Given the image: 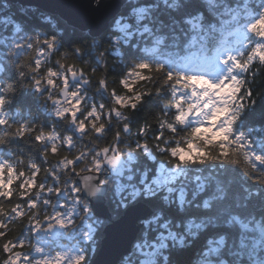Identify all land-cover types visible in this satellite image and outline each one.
Instances as JSON below:
<instances>
[{
	"label": "snow or ice",
	"instance_id": "1",
	"mask_svg": "<svg viewBox=\"0 0 264 264\" xmlns=\"http://www.w3.org/2000/svg\"><path fill=\"white\" fill-rule=\"evenodd\" d=\"M0 2L5 9L10 7L7 0ZM212 4L219 7L215 5V0H212ZM192 7L196 8L198 5L193 4ZM134 14L139 21L149 14V9L137 6ZM220 15L231 18L221 19L218 25L211 26L210 31L203 27L201 23L203 17L192 16L187 21L191 25L192 35L182 44L166 45L163 38L153 37L144 46V57L136 63L133 71L120 78V86L126 95H122L115 88L109 89L106 79H99L98 85H103V90L115 103L116 110L113 113L111 104L108 105L109 110L106 113L103 111L105 107L103 103L89 105L88 115L92 121V130L96 133L95 137L87 135L88 121L81 118L83 113L80 109L84 100L80 97L83 94L72 91L73 80L77 77L82 87L90 83L85 71L75 64L67 65L60 60L56 61L58 68L48 67L41 59L49 50L57 51L55 37L42 41L37 37L33 43L32 37L20 36L23 30L16 24L9 30L6 39H0V46L7 43L17 50L34 49L35 44L43 45L36 49L35 58L31 56L27 58L30 64L29 71L34 78H31V82L26 84V87L40 91V85L46 84L47 88L44 91H47L49 88L54 89L56 84L60 83L63 88L71 92V104L58 112L57 117L69 119L75 131L81 133L82 137L87 136L97 148L96 151L86 154L88 149L81 147L75 155L63 156L59 159L57 167L46 169L45 174L46 177H51V184L39 181L38 174L41 169L34 162H30L31 171L26 174L25 171L11 167L9 161L0 159V173L4 174L5 171L7 174L11 173V178L6 181L4 175H0V180L3 181L0 183V198L13 195L9 185L16 180H20L19 196L27 197L25 204H16L7 214L0 205V238L5 237L12 221L26 217L30 225L28 232L35 233L36 240V243H32V237L23 234L16 239H8L0 245L3 252L8 254L4 264H69V262L82 264L85 257L75 254L76 249L73 244L68 243V239L77 229V220L80 216L84 212L93 210L89 201L84 198L85 193L88 196L98 194L99 177L103 175L105 168H110L112 174L119 180L118 191L131 189L124 201L127 204L124 218L115 226L113 236L115 245L123 242L138 219L145 218L149 228L158 227L160 238L156 240V244L163 246L166 240L176 238L175 222L179 220L180 232L189 235L190 238L197 237L193 240L194 244H199L210 235L213 236L209 241L208 252L218 258L217 264H264V191L258 194L249 192L245 197L247 204L237 213L200 211L201 208H209L211 201L225 198L227 178L235 175L233 168L239 167L241 153L251 167L264 168V145L257 148L244 132H237V125L242 120L264 123V103L258 104L257 100L252 99L255 91L251 87L244 88V84L247 83L246 76L242 79L236 74L237 70H240L247 75L255 64L256 56L264 60V51H261L264 45L253 48L251 55L246 52L237 54V46L246 39L245 34L241 32V10L225 7ZM2 22L14 24L10 16H4ZM260 23L264 24V20ZM244 27L246 29L249 25ZM250 27L255 30L256 25L252 24ZM130 28L131 25L124 24L120 30L125 35H131ZM143 33L151 35V29L145 25ZM261 35L264 36V33ZM242 55L248 56V62L240 59ZM150 60L154 62H149ZM62 63L64 71L61 75ZM0 71L4 69L0 67ZM95 71L92 69L93 74ZM150 73H164L163 80L159 81V89L153 86L152 91L146 88L142 92H137L140 84L157 79ZM39 74H45L48 78L41 79ZM18 75L21 79L25 78L23 70ZM165 89H170L167 95L171 99L164 108L171 113L175 121V123L162 122L166 123L167 130L176 132L179 125L195 124L192 135L199 132L201 127H205L209 132L216 130L218 133H226L217 144L219 151L216 154L205 153L204 156L188 158L186 153L181 155L183 149L161 147L164 143V136L161 135L155 147L161 152H170L171 156L179 159L180 162L169 165L160 160L153 163L151 161H155L156 157L146 140L137 139L134 150L128 143V138L124 135L131 129L127 117L124 118L119 130L114 133L111 143H98L101 137L107 136L108 128L105 124H97V120H111L121 116V108L126 111L136 110L145 97L155 95L157 91L165 93ZM225 90L230 92L228 97L230 108L214 98ZM244 96L255 110L252 112L245 110V114L241 116L239 110L243 107ZM261 101H264V98ZM6 105L7 98L0 93V117L5 115ZM4 124L6 120L0 119V125ZM137 135L142 136L143 133L137 129ZM34 139L44 145L45 160L48 159L49 153L58 156L61 146H67L68 150L74 147L73 136L54 137L51 131L37 135ZM55 139L61 140L59 147L56 146ZM49 141L53 142L49 143ZM141 153L143 158L138 159ZM208 160L215 162L217 166L225 165V168L219 175L205 174L206 170L200 169L208 163ZM188 165L192 167H187ZM137 170L140 171V176L134 175ZM233 191H239L238 184L233 186ZM130 200H135V203H129ZM144 205L162 209L163 216L149 212ZM45 208L50 211H43ZM94 208L97 215H107V210L99 198ZM179 209H184V212L180 213ZM6 215L10 217L7 221L4 218ZM93 230V226L89 224L88 231L81 230L80 236L87 238ZM229 244L232 246L231 252L228 250ZM25 248L28 250L24 251ZM228 255L234 256L235 259H225ZM173 258L176 264H186L184 253H174Z\"/></svg>",
	"mask_w": 264,
	"mask_h": 264
},
{
	"label": "clouds",
	"instance_id": "2",
	"mask_svg": "<svg viewBox=\"0 0 264 264\" xmlns=\"http://www.w3.org/2000/svg\"><path fill=\"white\" fill-rule=\"evenodd\" d=\"M7 3L10 7L5 9L3 3L0 2V39H6L8 36L6 33H9V30L13 29L16 24L23 30L21 32L23 35L21 36L20 33V36L32 37L33 43H35V38L37 37L40 39L41 37H44L43 39L55 37L57 51L61 48L65 49L62 59H80L87 65L89 60L84 58L94 57L100 65L110 64L119 68L120 77L113 80L117 87L120 86V78L132 72L136 63L144 57L143 48L153 37L163 38L166 45L186 42L192 35L191 25L187 23L192 16L203 17L204 19L201 23L205 30L210 31L211 26L218 25L221 19L231 18L221 17L220 13L223 12L225 7L234 10L240 9L241 32L245 34L246 39L237 46V54L246 52L251 55L253 48L258 45H264V36L261 35L264 33V24L260 23L261 20H264V0H215V5L219 7L214 6L212 0H7ZM193 4L198 5V7L193 8ZM137 6H144L149 9V14L139 21L134 14V9ZM4 16L12 17L14 24L3 23L2 18ZM124 24L131 25L129 29L131 35H125V33L121 32L120 28ZM252 24L256 25L255 30L250 27ZM145 25L151 29V35L143 33ZM244 25H249V27L245 29ZM29 32L35 33V37L29 36ZM25 43H27V40H25ZM65 46L67 47L65 48ZM39 48L40 44H35L34 49L21 50H17L7 43L0 46V67L4 69V71H0V74H3L0 76V85H3V87H0V93L5 97L15 93L16 87L24 90L28 89L24 79L20 77L16 81V86L13 83H8V80L15 75L13 69L19 73L22 65L24 69H27V72L24 71L25 76L28 75L30 78H34L29 71L30 64H28L27 58L29 56L35 58L36 55L33 56L32 52L36 53V49ZM261 51H264V48H261ZM52 52V50H49L41 59L44 62L48 61ZM117 58L120 61L119 64L116 63ZM240 59L248 62V56L242 55ZM149 62L154 61L150 60ZM63 63L60 67L61 75L64 71ZM253 73H255V79H253ZM236 74L242 79L246 76L247 83L244 84V88L251 87L257 93L252 99L257 100V97L264 98V96H261V93H264V60H260L259 56H256L255 64L247 75L240 70H237ZM39 75L41 79L46 80L48 78L45 74ZM150 75L157 77V79L140 84L137 87V92H142L146 88L152 91L153 86L159 89V81L163 80L164 73H150ZM97 79L103 78L97 77ZM78 80L79 77L73 80L74 87L72 91L83 94L80 97L81 100H84V104L80 109L83 113L81 118L88 121L87 135L95 137L96 133L92 130V121L88 115L89 105L93 104V97L89 94L91 84L88 83L82 87ZM45 88H47L46 84L40 85V91L31 88L32 93L30 95L33 98V104L25 106L28 110L20 119L17 118L18 114H10L4 108L5 115L0 117V119H5L6 124L0 125L4 126L0 128V146H3L0 147V152L7 147L8 152L6 154L12 155V149L9 145L16 138L35 137L49 132L36 123L32 108L37 111L43 110L50 117L58 118L57 113L63 111L71 104V92L63 88L60 83H57L54 89L49 88L44 91ZM168 91L170 89H165V93L157 91L155 95L149 97V102L156 101L159 103V111L153 117L151 123L146 121L137 128L143 133L141 136L142 140H146L149 143L153 150V155L156 157V160L151 162L156 163L162 160L169 165L180 162L179 159H174L170 152H161L159 148L155 147L159 143L158 138L161 135L164 136V143L161 144V147L183 149L181 155L186 153L188 158L204 156L205 153L216 154L219 151L217 144L220 143L226 133H218L216 130L209 132L205 127H201L199 132L192 135V129L196 127L195 124L179 125L176 132L167 130L166 123L162 122L172 121L175 123L171 113L164 108V105L170 102L171 99L167 95ZM95 92L99 95L107 94L103 90V85H99ZM121 94L126 95L123 90H121ZM25 95L29 94L26 92ZM229 96L230 92L225 90L214 98L220 104L230 108L231 105L228 104ZM242 99L244 104L239 110L241 116L245 114V110L248 112L255 110L254 106L248 102L246 96L242 97ZM110 104L113 113H115V103L111 101ZM7 105L9 108L13 107L11 98L7 99ZM108 110V105L105 104L103 111L106 113ZM120 112L122 115L115 118V123L113 119L97 120L96 123L105 124L109 129L116 127L117 124H123L124 118L127 117L131 129L125 132L124 135L127 138H133L132 128L134 121L130 119L125 109L121 108ZM59 120L65 122L68 128L74 130L79 137H82L81 133L75 131L74 125L69 119L59 118ZM153 123L158 125L159 129V134L155 136L150 134V128ZM253 129L256 131H253ZM239 131L244 132L245 136L249 137L257 148L264 145V123L242 120L237 125V132ZM51 132L54 137L61 136L60 132L56 130H51ZM153 137H157V139H153ZM105 138L106 136L101 137L100 141ZM52 142L49 141V143ZM54 142L58 147L61 144L60 139H55ZM128 143L132 145L133 140L128 139ZM41 145L44 146L43 144ZM90 145L86 154L97 150L93 141H90ZM80 148L74 141V147L69 152L74 151L76 153ZM157 154H159V159H157ZM63 156L69 155L63 154ZM142 157L143 153L138 155L137 158L141 159ZM239 159V167L233 168L235 175L227 178L225 198L219 201H211L210 207L201 208V212L237 213L242 211L243 206L247 204L245 197L249 192L258 194L264 191V168L251 167L244 159L242 153ZM19 163L23 164L24 162L19 161ZM10 165L16 168L17 162H10ZM187 167L191 168L192 166L188 165ZM224 168L225 165L217 166L215 162L208 160V163L203 165L200 170H206L205 174L215 173L219 175ZM140 174L139 170L134 173L135 176H140ZM0 175L4 174L0 173ZM8 178H11V173L7 174ZM99 179L98 194L88 196L85 193L84 197L89 201L90 208L93 210L84 212L80 216L77 220V229L72 232V236L68 239V243L73 244L76 249L75 254L85 257L82 264H176L173 258L174 253H184L186 264H205V261L207 264H217L218 258L208 252L209 241L213 239V236L210 235L199 244H194L193 240L197 239V237L193 236L190 238L189 235L180 232L181 222L179 220L175 222L176 238L166 240L163 246L156 244V240L160 238L158 227L149 228L145 218L138 219L126 234L123 242L115 245L113 243L115 226L124 218L127 209V204L124 201L127 199L131 189L118 191L117 184L119 180L112 174L110 168H105L103 175ZM2 182L0 180V183ZM237 184L239 185V191L234 192L233 186ZM98 198L102 200L104 208L107 210V215H97L94 206ZM128 202L135 203V200ZM144 207L156 215L163 216L164 214L162 209L152 208L149 205H144ZM179 211L183 213L184 209H179ZM89 224L93 226L94 230L87 238L81 237L80 231L87 232ZM228 250L229 252L232 250L230 244L228 245ZM225 259L234 260L235 257L228 255ZM0 264H4V259H0Z\"/></svg>",
	"mask_w": 264,
	"mask_h": 264
},
{
	"label": "trees",
	"instance_id": "3",
	"mask_svg": "<svg viewBox=\"0 0 264 264\" xmlns=\"http://www.w3.org/2000/svg\"><path fill=\"white\" fill-rule=\"evenodd\" d=\"M9 33H6L8 35ZM23 33H21V36ZM29 36L35 37V33H28ZM26 38V37H25ZM44 37H41L43 39ZM40 47H43V45H40ZM67 46H65L66 48ZM64 48H61L59 51L52 52L51 57H49L48 61L45 62L46 66H50L53 68H58V65L56 64L57 60H61V62H64L67 65L75 64L76 66L82 68L86 75L88 76L91 84V88L89 89V94L92 95V103L99 104V103H105L106 105H110L111 98L109 97L108 93L106 95H99L95 92V89L99 87L98 85V79L97 77L106 79L108 82L109 89L115 88L118 92H121L122 88L121 86L117 87L114 83V79H118L120 77V69L116 68L110 64L106 65H100L96 62L94 57H85L84 59L89 60V63L85 65L83 63V60L70 58V59H62V54L64 53ZM32 55L35 56L36 53L33 51ZM115 55V53H114ZM116 63L119 64L120 61L117 58ZM96 69L95 74L92 73V69ZM25 72H27V69H21ZM15 75L12 79L8 80V83H13L14 86H16V81L19 78L18 72L15 71ZM43 71V68H42ZM3 74H0L2 76ZM31 82L30 76L26 75L24 78V83L28 84ZM26 92L29 95H25ZM32 93V89L28 88L27 90L21 89L19 87H16V91L13 94H10L7 99L11 98L13 100V107L9 108L8 105L5 106V109L10 112V114L17 115V118L20 119L23 117V115L27 112V108L25 106L32 105L33 104V98L30 95ZM257 93H254V96H256ZM261 96H264V93H261ZM150 98L145 97L144 101L140 106H138V109L136 110H130L127 111V114L130 116V119L134 121L133 123V143L132 146L134 148L135 140L140 139L142 140V137L137 135V128L139 125L144 124L146 121L151 123L153 117L156 115V113L159 111L160 105L156 101L149 102ZM260 97H257L258 104L264 103V101H261ZM33 115L36 117V123H38L40 126L44 127L46 131L56 130L60 132L61 136L64 135H73L74 141L77 143L78 146L84 147L85 150H87L88 147H90V141L87 139V137H79L78 134L74 132V130L68 128L67 124L63 121H60L59 118H53L50 117L46 112L43 110L37 111L35 108H32ZM113 122L115 123V118L113 119ZM256 122V121H252ZM121 125L117 124L114 128L108 129V134L104 140L98 141L99 144H108L112 142V137L114 133L119 130ZM4 126H0L2 128ZM150 134L152 136L159 134L158 125L152 124V127L150 128ZM123 145H121L122 147ZM3 147V146H0ZM9 147L12 149V155H7L8 148H3V151L0 152V159L8 160L9 162L16 161L17 167L16 169L23 170L25 173H29L31 171L30 168V162L36 163L41 171L38 174L39 181H43L47 184L52 183L51 177H46L45 170L49 168H54L55 165H57V161L63 157V154L68 155H75L76 153L69 152L67 149V146H61L60 148V154L58 156H54L51 153H49V157L47 160L43 157V149L44 146H42L39 142L35 141L34 136L33 137H23V138H16ZM143 158V157H142ZM159 154H157V159H159ZM19 161H23V164H20ZM151 163V162H149ZM20 180H17L15 182L14 186V193L15 195L13 198L8 199L9 206L4 205V202L1 203L4 207V210L9 211V209L14 207L16 204H25V201L27 197H20L19 196V188ZM5 200V198H0V202ZM53 200L55 202V198L53 197ZM14 205V206H13ZM26 206V205H25ZM47 210L46 208L43 209V211ZM49 211V210H47ZM14 226H16V230L14 233H9L7 236L1 238L0 245L5 243L8 239H16L17 237L23 236H31L32 237V243L35 241V234L27 232L28 230L25 229V226L28 224L27 218H21L12 221ZM26 249V248H25ZM0 259H6V253L3 252L2 248H0Z\"/></svg>",
	"mask_w": 264,
	"mask_h": 264
},
{
	"label": "flooded vegetation",
	"instance_id": "4",
	"mask_svg": "<svg viewBox=\"0 0 264 264\" xmlns=\"http://www.w3.org/2000/svg\"><path fill=\"white\" fill-rule=\"evenodd\" d=\"M5 173H7L6 171H5ZM15 195V193H13V195L11 196V197H9V198H13V196ZM9 198H5V200H3V201H1L0 202V204L1 203H3L4 202V205H6V206H9V203H8V199ZM25 198V197H24ZM14 206V205H13ZM12 207V206H11ZM5 213L7 214L8 213V211H6L5 210ZM7 215L4 217L5 218V220L7 219ZM28 225H29V223L25 226V229L28 227ZM15 230H16V226H14V224H9V226H8V229L6 230V235L5 236H7L9 233H14L15 232ZM27 230V229H26ZM0 240H1V238H0ZM7 241V240H6ZM5 241V242H6ZM7 253H6V258H7Z\"/></svg>",
	"mask_w": 264,
	"mask_h": 264
},
{
	"label": "rangeland",
	"instance_id": "5",
	"mask_svg": "<svg viewBox=\"0 0 264 264\" xmlns=\"http://www.w3.org/2000/svg\"><path fill=\"white\" fill-rule=\"evenodd\" d=\"M4 177H5V181H6V179H7V173H4ZM15 182H17V180L16 181H14L11 185H9V188H11L12 190H13V193H14V184H15ZM9 198V197H8ZM61 203H63V200H61ZM47 210H49L50 211V209H48V208H46ZM47 210H45V211H47ZM8 219H10V217H7V219H6V221L8 220ZM29 227H30V225H28V227L26 228L27 230L29 229ZM28 232V231H27ZM35 234V233H34ZM33 243H36V240L33 242ZM28 249L26 248V249H24V251H27Z\"/></svg>",
	"mask_w": 264,
	"mask_h": 264
}]
</instances>
